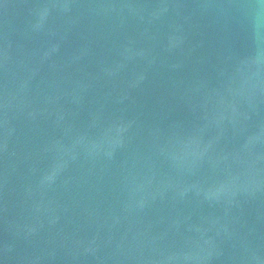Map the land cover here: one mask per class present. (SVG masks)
<instances>
[{
    "label": "water",
    "instance_id": "obj_1",
    "mask_svg": "<svg viewBox=\"0 0 264 264\" xmlns=\"http://www.w3.org/2000/svg\"><path fill=\"white\" fill-rule=\"evenodd\" d=\"M0 264H264V0H0Z\"/></svg>",
    "mask_w": 264,
    "mask_h": 264
}]
</instances>
